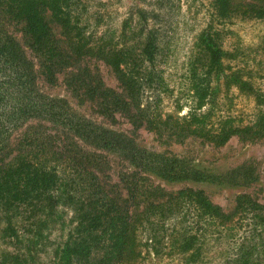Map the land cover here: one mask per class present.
Returning <instances> with one entry per match:
<instances>
[{
    "label": "trees",
    "instance_id": "16d2710c",
    "mask_svg": "<svg viewBox=\"0 0 264 264\" xmlns=\"http://www.w3.org/2000/svg\"><path fill=\"white\" fill-rule=\"evenodd\" d=\"M74 2L0 0V219L5 223L3 231L8 233L5 236L20 243L21 219L31 221L38 214L49 215L58 205L68 206L74 210L76 226L57 251L56 264H135L141 257L140 230L147 224L164 226L176 218L184 220L190 209L197 229L179 231V237L173 240L177 251L188 255L190 262L201 256L200 224L215 222L245 229L236 264H264L253 256L258 248L256 236L260 239L264 235V203L242 194L234 209L227 212L202 189L185 187L169 192L138 172L122 173L120 182L113 183L107 157L83 148L71 135H89L90 128L72 120L62 101L34 95V66L6 30L9 23L20 27L45 80L54 84L64 74V84L72 95L80 103H91L105 119L116 122L118 116L123 117L135 131L153 132L164 144L199 138L224 147L233 137L244 142L264 140V113L246 126L227 120L219 129L208 127V114L201 110L216 95L221 81L253 91L236 74L226 75L227 53L216 24L236 18L264 19V0L212 1L210 24L201 33L190 64L194 108L177 117L159 111L158 84L163 78L157 75V82L146 66L155 59L156 41L149 38L139 55L131 47L92 41ZM91 61L111 69L118 90L106 85L99 69L90 66ZM29 119L54 126L39 121L25 129L19 140L12 141L14 131ZM151 163L155 162H149L150 170ZM153 170L171 180L197 179L167 163ZM158 236L155 231L147 240L157 243ZM0 264H28V260L7 251Z\"/></svg>",
    "mask_w": 264,
    "mask_h": 264
},
{
    "label": "rangeland",
    "instance_id": "374dc122",
    "mask_svg": "<svg viewBox=\"0 0 264 264\" xmlns=\"http://www.w3.org/2000/svg\"><path fill=\"white\" fill-rule=\"evenodd\" d=\"M212 1L75 0L74 8L92 41H105L119 48L131 47L138 55L149 38L156 41L155 59L146 66L157 82V75L163 78L158 84L159 111L177 117L187 115L194 108L190 64L198 39L210 24ZM216 27L222 32V46L227 53L226 75L236 74L247 81L253 91H242L238 86H227L221 81L216 95L201 112L208 114L209 128L219 129L227 120L246 126L264 113V19L236 18ZM6 30L15 37L34 66L37 75L34 95L62 101L61 106L72 120L90 128L87 137L71 135L83 148L107 157L113 183L120 182L122 173L138 172L169 192L185 187L202 189L213 203L227 212L234 209L237 197L242 194L264 203V140L244 142L233 137L224 147H215L199 138H189L182 144H164L153 132L135 131L123 117L118 116L116 122L105 119L91 103H80L72 95L64 84V74L59 75L54 84L45 80L20 27L9 23ZM55 32L60 35L56 26ZM89 64L99 69L106 85L118 90L119 84L110 68L97 61ZM39 121L54 126L39 119L26 120L14 131L12 141L19 140L25 129ZM151 160L155 162L150 164L152 170L148 168ZM166 163L176 171L183 168L186 174L197 179L171 180L153 170ZM53 211L49 215L38 214L31 221L21 219L18 224L20 243L5 236L8 233L3 231L5 223L0 219V259L9 251L22 255L28 264H56V253L66 243L76 223L72 207L58 205ZM191 211L188 209L184 220L176 218L164 226L145 225L139 233L141 257L135 264H236L235 256L245 235L241 227L234 229L215 222H202V251L196 262H190L188 255L177 251L173 240L179 237V231L198 227L192 221ZM155 231L159 235L158 242H148ZM256 237L258 248L253 256L264 263V235L260 239Z\"/></svg>",
    "mask_w": 264,
    "mask_h": 264
}]
</instances>
